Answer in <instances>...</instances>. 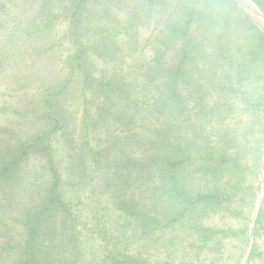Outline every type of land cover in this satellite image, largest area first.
I'll use <instances>...</instances> for the list:
<instances>
[{
	"label": "trees",
	"instance_id": "obj_1",
	"mask_svg": "<svg viewBox=\"0 0 264 264\" xmlns=\"http://www.w3.org/2000/svg\"><path fill=\"white\" fill-rule=\"evenodd\" d=\"M61 1L53 18L68 20L63 38L73 47L70 72L81 75L83 91L92 94L84 95V114L74 120L65 108L68 79L37 86L29 94L34 112L23 109L35 123L33 131L23 141L0 142V264H84L77 216L64 198L57 138H63L64 159L76 174L70 184L90 182L123 217L98 226L99 264H169L160 262L153 232L180 221L190 209L186 227L196 244L193 264H239L254 200L245 185L250 173L257 177L264 151V33L233 0ZM253 1L264 13V0ZM99 3L107 10L113 3L127 7L118 25L132 43L141 42L142 26L153 25L144 39L150 52L142 47L141 55L131 56L132 66L109 76H93L88 50L99 46L87 44L80 27L84 10ZM51 22L44 17L36 24L38 39ZM90 103L94 110H85ZM78 126L81 139L68 131ZM208 126H214L215 139H206ZM196 138L211 142L203 155ZM77 159L90 164L80 168ZM188 173L193 190L175 185ZM261 231L264 242V198L246 264L264 252ZM148 238L153 241L133 246ZM238 238V245H230Z\"/></svg>",
	"mask_w": 264,
	"mask_h": 264
},
{
	"label": "rangeland",
	"instance_id": "obj_2",
	"mask_svg": "<svg viewBox=\"0 0 264 264\" xmlns=\"http://www.w3.org/2000/svg\"><path fill=\"white\" fill-rule=\"evenodd\" d=\"M61 2V0H0V142H8L11 145L17 141H23L28 132L33 131L35 123L30 119L29 114L23 113V109L26 107L28 110H34V103L30 102L29 94L39 85L54 84L68 79L65 108L74 120H79L84 114V95L90 98L92 91L91 89L83 91L82 76L70 72L68 56L73 47L63 38L64 33L69 28L68 20L63 17L53 18V14L59 15ZM113 4H110L107 10L105 4L99 3L83 12V19L80 23L84 33L83 40H86L87 44L97 43L99 46L98 49L90 48L88 50L93 62L90 68L94 72L93 76H109L113 72L117 73L120 68L133 65L131 64V56L150 52V48L144 46V39L148 38L153 25L142 26L139 29L141 42L132 43L130 35L121 32L120 25H118V21L123 20L127 7H116ZM44 17H49L52 22L45 27L44 33L42 32L44 38L38 39L36 24L42 22ZM154 19V15H151V22ZM101 29L102 32L100 33ZM121 39L123 45L120 44ZM142 47V52H139ZM21 94L27 98L21 97ZM94 107L93 103L86 104L85 110L93 111ZM213 128L214 126H208L205 129L209 135L206 139L208 137L214 138L212 136ZM68 131L72 132L74 136L78 135L81 139V134H78L80 133V126L75 129V132L71 128ZM85 138L91 139L89 136ZM69 140L77 143L73 137ZM196 140L202 143L198 153L203 155L209 149L211 142H203L197 138ZM62 142L63 138H57L54 142L55 154H57L56 158L59 159L57 163L66 183L64 185V198L70 203L71 210L77 216L81 257L84 264H99L103 246L98 226H102V224L114 225L116 222H123L124 220L123 217H118L119 210L115 207L114 201L105 194L95 192L90 182L82 184L81 187L70 184L71 180L76 178V174L69 170L68 162L64 159L65 146ZM94 145L96 143L92 144V146ZM232 151L238 152V147L233 145ZM76 163L80 165V168L90 164V162L83 164L78 159ZM256 164L257 177L254 178L250 173L244 190L250 191L249 196L252 195L254 200L249 222L248 242L239 264L247 263L248 253L253 242L254 223L264 198V151L257 159ZM45 177L43 176V179ZM27 179H33V177ZM250 183L251 187H248L247 184ZM175 185L193 190V176L188 173V175L180 178ZM22 193L19 191V196L22 197ZM28 205L27 200L21 202L24 209ZM192 214L193 209H190L180 221L162 231L153 232L154 238H158L157 243L161 245L160 262H168L169 264H193L195 262L193 247L196 244H193V230L186 227L188 219L192 218ZM53 221L55 226L58 225L55 218ZM45 228L39 230L40 233ZM111 231H113L112 228ZM258 240V244L264 248L262 231ZM147 241L153 240L151 238L140 239L133 246ZM170 242L173 244L170 245ZM239 242L240 238L230 245H238ZM162 244L168 246L165 247ZM155 245L153 244L152 248H148L149 252H152ZM142 254L148 255L145 251ZM197 258L198 261H201L200 255ZM258 263L264 264V252L259 257L257 256L252 264Z\"/></svg>",
	"mask_w": 264,
	"mask_h": 264
},
{
	"label": "water",
	"instance_id": "obj_3",
	"mask_svg": "<svg viewBox=\"0 0 264 264\" xmlns=\"http://www.w3.org/2000/svg\"><path fill=\"white\" fill-rule=\"evenodd\" d=\"M246 17L264 33V13L253 0H233Z\"/></svg>",
	"mask_w": 264,
	"mask_h": 264
}]
</instances>
